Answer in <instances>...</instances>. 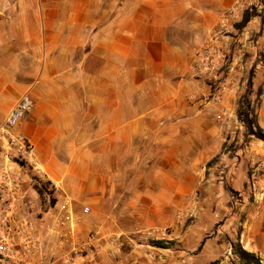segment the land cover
<instances>
[{
    "label": "crops",
    "instance_id": "obj_1",
    "mask_svg": "<svg viewBox=\"0 0 264 264\" xmlns=\"http://www.w3.org/2000/svg\"><path fill=\"white\" fill-rule=\"evenodd\" d=\"M251 2L0 0V123L23 94L34 102L15 129L33 145L32 153L21 162L0 152V172L24 195L15 203L12 224L26 219L33 241L25 252L16 239L11 260L37 264L43 249L46 258L54 254L56 228L68 222L52 216L65 199L72 202V224L87 212H114V189L120 188L115 181L122 178L147 197L135 204L172 212L178 203L151 196L181 197L182 165L218 157L239 163L236 185L243 195L259 198L254 242L240 243L264 263V142L231 120L249 89V98L257 99L256 126L264 130V15L227 30L229 45L241 43L231 51L237 75L231 92L209 100V89L190 75L194 51L222 15L241 20ZM231 144L232 156L222 152ZM191 179L185 187L196 186L200 177ZM37 181L55 184L54 204L38 194ZM94 264L113 263L101 251Z\"/></svg>",
    "mask_w": 264,
    "mask_h": 264
},
{
    "label": "rangeland",
    "instance_id": "obj_2",
    "mask_svg": "<svg viewBox=\"0 0 264 264\" xmlns=\"http://www.w3.org/2000/svg\"><path fill=\"white\" fill-rule=\"evenodd\" d=\"M245 11L252 15H264V0L251 2L246 9H242V12ZM240 21L232 19L229 26L238 29ZM261 21L264 22V17ZM248 92L249 89H246L238 100L236 112H246L255 131L257 99H250ZM231 120L234 124L241 123L246 134L243 117L238 118L236 114V121L232 116ZM233 145L222 147V152L232 156L235 150ZM238 166L234 159L221 160L218 157L209 163L182 165V170L176 171L183 181L182 196H151L155 200L178 203L177 209L172 212L148 211L135 204V201L147 197L136 195L141 188L127 186V180L120 178L115 181L119 182L120 188L114 189L118 192V195H114V202L118 203L114 206V212L109 210L100 215L87 212L86 218L74 219L75 224H68L65 229L56 226L55 252L46 258V249H43L37 264H94L101 251L106 252L113 264H241L237 248L247 251L241 240L250 242V245L254 242L252 227L260 210L257 203L259 198L253 194L243 195L236 185L239 181ZM125 167L120 165L126 175ZM191 177H200L197 185L185 187V182L192 181ZM171 183L170 180L163 181L168 187ZM48 192V198H44L52 205L55 203L54 190ZM147 196L149 199L150 195ZM58 218L59 209H56L52 220L56 222ZM84 225L87 230L80 228ZM69 233L74 235V240H71ZM70 242L75 247L70 246Z\"/></svg>",
    "mask_w": 264,
    "mask_h": 264
},
{
    "label": "built area",
    "instance_id": "obj_3",
    "mask_svg": "<svg viewBox=\"0 0 264 264\" xmlns=\"http://www.w3.org/2000/svg\"><path fill=\"white\" fill-rule=\"evenodd\" d=\"M228 14L222 15L220 20L209 34L204 45L196 49L193 53V62L190 67V75L193 79L201 81L208 89V99L214 102L219 101L222 95L233 90L237 84V75L233 64L232 48L235 44L238 50L241 49V43L232 41V47L228 44V28L231 18ZM194 99V97H190ZM34 102L28 93L23 94L11 107L3 121L0 123V152L5 151L17 161L23 162L27 156L33 151V145L22 135L15 133L20 121L32 110ZM18 181V180H17ZM42 194L48 198L49 190H55V184L43 185L36 182ZM46 186L48 188L46 189ZM8 187H12L10 190ZM18 185L9 178L7 172H0V264H27V261H14L11 257V251L15 247L16 239L21 241L17 247L28 250V246L32 244V239L27 233L28 223L25 220L17 221L13 219V211L15 203L18 199H22L24 195H17ZM16 189V191H15ZM88 210L83 209L86 213ZM26 215V214H25ZM25 218V216H24ZM59 218L72 224V202L65 199L59 208ZM91 237L89 240H91ZM70 246L75 247L70 242ZM21 254L20 258L24 256Z\"/></svg>",
    "mask_w": 264,
    "mask_h": 264
},
{
    "label": "trees",
    "instance_id": "obj_4",
    "mask_svg": "<svg viewBox=\"0 0 264 264\" xmlns=\"http://www.w3.org/2000/svg\"><path fill=\"white\" fill-rule=\"evenodd\" d=\"M252 16L254 15L250 14L248 11H245L243 13L240 23L237 25L238 29L245 27ZM260 93H261V88L259 87L257 89V95H259ZM236 114L238 118L243 117L242 122L246 127V134L251 135L255 139L264 142V130H261L260 128L256 126V129L254 131L252 129L253 122L248 119L249 115L246 112L237 110ZM255 122H256V117H255ZM33 179L36 180L35 177H33ZM35 189L38 192V194L41 195V192H42L41 189L38 187H35ZM224 189H225V185H224ZM237 253L240 257L241 264H264L261 262L260 258L257 255H255L253 252L245 251L241 249V247L237 248Z\"/></svg>",
    "mask_w": 264,
    "mask_h": 264
}]
</instances>
